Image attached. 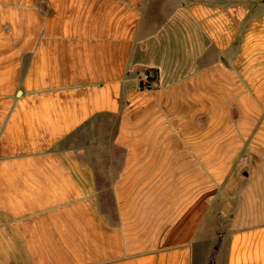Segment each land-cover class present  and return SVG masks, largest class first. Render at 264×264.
Segmentation results:
<instances>
[{"label": "crops", "instance_id": "obj_1", "mask_svg": "<svg viewBox=\"0 0 264 264\" xmlns=\"http://www.w3.org/2000/svg\"><path fill=\"white\" fill-rule=\"evenodd\" d=\"M0 264H264V0H0Z\"/></svg>", "mask_w": 264, "mask_h": 264}, {"label": "trees", "instance_id": "obj_2", "mask_svg": "<svg viewBox=\"0 0 264 264\" xmlns=\"http://www.w3.org/2000/svg\"><path fill=\"white\" fill-rule=\"evenodd\" d=\"M143 72L148 73V78L147 80L142 83H139V90H143V89H151V87L154 85L155 81L157 80V71L155 69H146Z\"/></svg>", "mask_w": 264, "mask_h": 264}, {"label": "rangeland", "instance_id": "obj_3", "mask_svg": "<svg viewBox=\"0 0 264 264\" xmlns=\"http://www.w3.org/2000/svg\"><path fill=\"white\" fill-rule=\"evenodd\" d=\"M226 219L227 217H223L221 219H216V224H215V232H221V233H226ZM214 241H209L208 245H207V249L209 251V249L211 248V246L214 245Z\"/></svg>", "mask_w": 264, "mask_h": 264}, {"label": "built area", "instance_id": "obj_4", "mask_svg": "<svg viewBox=\"0 0 264 264\" xmlns=\"http://www.w3.org/2000/svg\"><path fill=\"white\" fill-rule=\"evenodd\" d=\"M148 75H149V74L146 73V72L142 73L141 76H140V81H141L142 83H144V82L147 80Z\"/></svg>", "mask_w": 264, "mask_h": 264}]
</instances>
